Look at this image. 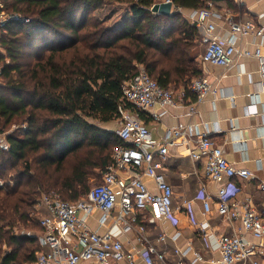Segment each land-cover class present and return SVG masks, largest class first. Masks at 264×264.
<instances>
[{
	"label": "trees",
	"instance_id": "16d2710c",
	"mask_svg": "<svg viewBox=\"0 0 264 264\" xmlns=\"http://www.w3.org/2000/svg\"><path fill=\"white\" fill-rule=\"evenodd\" d=\"M170 1L194 10L219 0ZM160 2L1 0L11 18L0 25V234L7 243L0 264L35 261L41 247L31 233L40 228L34 213L43 195L74 202L95 170L102 178L112 149L124 143L100 124L118 119L119 107L145 114L122 98L137 66L165 88L200 76L191 53L197 27L180 12L152 13ZM106 4L127 7L119 28L94 16Z\"/></svg>",
	"mask_w": 264,
	"mask_h": 264
},
{
	"label": "built area",
	"instance_id": "2783aa9c",
	"mask_svg": "<svg viewBox=\"0 0 264 264\" xmlns=\"http://www.w3.org/2000/svg\"><path fill=\"white\" fill-rule=\"evenodd\" d=\"M170 0H165V2ZM0 7L2 3L0 0ZM222 13L212 9V3L206 7L194 9L189 14L190 22L195 24L200 33L203 47L201 61L215 66L228 67L235 56L253 57L261 76L260 88L264 90V42L253 48L246 46L236 50L235 41L239 36L253 34L262 37L264 27L251 29V25L229 21V38L221 41L215 34L213 19H219ZM11 17L0 12V25ZM16 18V17H15ZM26 21V20H25ZM122 98L136 110L142 111L153 120H158L166 110L177 103L173 92L162 87L142 67L137 69L131 77L125 80L121 87ZM194 97V104L201 102L205 96L213 92L212 85L205 78H195L189 85ZM183 96V93H181ZM194 104L189 106L194 111ZM160 112L155 111L156 108ZM119 128L117 136L124 144L112 149V163L103 173L99 184L93 186L79 200L66 202L56 194L43 195L42 203L49 210V216L40 219L42 235L39 246L47 247V251H40L33 264H79L80 261L94 260L99 264H111L127 260L133 264V255L125 253L121 242L109 233L98 234L89 230L80 213L89 215L93 210L109 214L116 210V222L122 225L123 231L133 228L139 223L137 213L150 208L152 216L157 221L173 219L171 186L166 182L163 173V161L166 159L168 147L175 141L185 142L188 134L184 128L171 127L165 133L163 141L150 136L149 130L139 116L130 110L118 108ZM191 160L204 158V178L209 181L221 182L223 179H248L250 172L236 168L226 160L220 147L201 133L195 148L188 151ZM158 159L155 160L154 157ZM148 177L153 182L156 193L149 190L144 182ZM1 185V182H0ZM258 189L264 191V182L259 183ZM205 185L199 193L204 212H210L211 197L205 193ZM184 205L189 209L190 202ZM216 213L228 221L239 219L243 231L255 238L264 237V209L257 210L249 198L243 201H228L225 199V189L220 188L216 197ZM206 223L199 225V230L205 233ZM144 227L137 228L138 240L144 242ZM163 237H161L162 239ZM220 253V264H235L244 261L255 254L254 247L249 245L239 233L217 236ZM140 256L146 264H168L165 256L153 246L147 245ZM194 261H201L198 253H193ZM252 264H258L252 261Z\"/></svg>",
	"mask_w": 264,
	"mask_h": 264
},
{
	"label": "crops",
	"instance_id": "0c3cea01",
	"mask_svg": "<svg viewBox=\"0 0 264 264\" xmlns=\"http://www.w3.org/2000/svg\"><path fill=\"white\" fill-rule=\"evenodd\" d=\"M211 3L212 9L223 15L212 21L215 34L221 41L229 38V21L249 24L252 30L264 27V0H219ZM191 11L192 9L176 8L172 4L170 12H180L182 18L191 23ZM261 42H264V32L262 37L253 34L239 36L235 41V48L237 51L246 46L253 48ZM200 47L203 49L201 42L195 49ZM195 57L201 69L197 78H205L214 91L208 93L201 102L194 104V97L189 90L190 84L169 86L167 89L171 90L175 100L181 103L168 108L158 120L151 119L147 114L141 118L150 136L158 141L164 140L165 133L171 127L184 128L188 134L185 142L175 141L168 147L166 159L162 162L165 180L173 191V219L157 221L153 218L151 209L146 208L137 213L139 223L123 231L122 225L116 222L115 209L106 215L93 210L89 215L80 213L79 216L85 220L90 231L98 234L109 233L116 237L121 242L123 251L133 255V264H146L140 253L148 244L162 253L168 264H220L217 236L234 233H239L255 251V254L246 260L235 264H252V261L264 264V237L255 238L243 231L239 219L228 221L218 215L215 205L218 190L222 187L228 201L240 202L249 198L257 210L264 209V191L258 189L259 183L264 182V90L260 88L258 64L253 57L236 55L231 65L220 67L202 62L201 54ZM192 104L193 112L189 108ZM155 111L160 112V109L157 107ZM201 133H206L207 137L221 148L227 161L236 168L248 170L250 177H233L221 182L206 180L203 176L204 158L193 161L188 155V151L195 148ZM154 159L157 160L158 157L155 156ZM144 182L150 191L156 193L151 179L144 177ZM203 184L205 193L211 197L208 213L204 212L202 202L198 198ZM185 201L190 202L189 209L184 205ZM37 208L42 215L41 219L49 216V210L44 203L37 204ZM202 223L208 225L205 233L199 230ZM139 226L144 227V242L138 240ZM41 235V227L31 233L38 244ZM6 250V239H1L0 236V257ZM41 251H47V247H41ZM193 253L201 255L202 260L194 261ZM79 264L99 263L85 260ZM111 264L129 263L123 260ZM153 264H158V261L154 260Z\"/></svg>",
	"mask_w": 264,
	"mask_h": 264
},
{
	"label": "rangeland",
	"instance_id": "374dc122",
	"mask_svg": "<svg viewBox=\"0 0 264 264\" xmlns=\"http://www.w3.org/2000/svg\"><path fill=\"white\" fill-rule=\"evenodd\" d=\"M94 16L96 18L103 20V21L105 20V25H107L111 28H119L122 25V23L124 22V20L129 17V13H128L127 7L125 5L106 4L103 7L97 9L94 12ZM39 46H41L40 42L33 44L31 50H29L32 52V55H33L35 48L39 47ZM202 51H203V49L201 47L199 49L193 48L191 50V53L193 55L199 56L200 54H202ZM140 67L141 66H137V69H139ZM100 126H102L104 129H108L109 131L116 133V131L119 128V120L116 119V120L110 122V124H108V125L107 124L106 125L100 124ZM2 142H3V136H0V143H2ZM100 181H101V174L98 170H95V173L92 176H90V178L88 180L89 189L92 188L93 186L99 184ZM35 210L37 212L35 211L34 216H38V219H41L42 215H41V213H38L40 211L37 208V205L35 207ZM0 236H1V239L2 238L5 239V237L2 234H0Z\"/></svg>",
	"mask_w": 264,
	"mask_h": 264
},
{
	"label": "water",
	"instance_id": "95a60500",
	"mask_svg": "<svg viewBox=\"0 0 264 264\" xmlns=\"http://www.w3.org/2000/svg\"><path fill=\"white\" fill-rule=\"evenodd\" d=\"M171 7H172V2L171 1H167V2H160V3H156L151 7V12L152 13H156L159 15H170V11H171Z\"/></svg>",
	"mask_w": 264,
	"mask_h": 264
},
{
	"label": "snow or ice",
	"instance_id": "6c2138e0",
	"mask_svg": "<svg viewBox=\"0 0 264 264\" xmlns=\"http://www.w3.org/2000/svg\"><path fill=\"white\" fill-rule=\"evenodd\" d=\"M252 111H255V109H252ZM262 135H264V132H262Z\"/></svg>",
	"mask_w": 264,
	"mask_h": 264
}]
</instances>
